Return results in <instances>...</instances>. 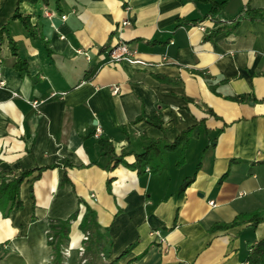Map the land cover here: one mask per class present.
<instances>
[{"label":"crops","instance_id":"obj_1","mask_svg":"<svg viewBox=\"0 0 264 264\" xmlns=\"http://www.w3.org/2000/svg\"><path fill=\"white\" fill-rule=\"evenodd\" d=\"M16 10L44 41L10 20ZM8 22L28 72L14 67L4 35L0 171L69 166L34 171L22 207L0 210V264H93L86 205L107 229L99 264H247L264 239V221L247 219L264 212V0H0V29ZM121 41L135 53L113 62ZM155 115L163 131L142 119ZM188 128L184 164L176 151L160 173L130 168L151 140ZM100 139L125 162L109 170ZM75 213L56 257L50 222Z\"/></svg>","mask_w":264,"mask_h":264},{"label":"trees","instance_id":"obj_2","mask_svg":"<svg viewBox=\"0 0 264 264\" xmlns=\"http://www.w3.org/2000/svg\"><path fill=\"white\" fill-rule=\"evenodd\" d=\"M56 3L58 4V2ZM245 16H248L251 19L261 18L262 11L247 9L245 12ZM16 19L21 22V24L33 38L44 41V38L41 36L40 30L37 27L32 26L30 17L24 16L19 12V10H16L10 20ZM8 25L9 22L2 26V28L0 29V50L1 42L4 38V35H6L9 41L11 53L15 59L14 67L23 75L28 72V63L26 59L20 56L19 42L15 40L10 34ZM219 30L220 28L214 30L213 34L218 32ZM235 99L242 102L249 100L244 96L236 97ZM142 119L145 120L148 124L163 131L162 122L158 115H155L152 119L142 116ZM192 133L193 129L188 128L183 130L174 141H168L164 137L158 140H151L141 153L136 154L134 163L129 165L130 168L136 170L139 175H143L147 172L160 173L168 166L169 154L176 151L179 152V156L176 160L175 165L177 167L181 166L185 162V151L190 144ZM99 145L101 147V152L103 155L111 156V164L108 166L109 170H113L116 166L125 162L124 158L126 156V153L121 152L120 154H116L113 144L110 141L106 139H100ZM61 165L66 167L69 166L68 162L61 160L47 167L23 170L20 174H16L15 172L0 171V210L3 217H8L10 212L14 208L19 209L22 207V201L20 199V187L27 177L32 175L36 170L40 174L42 171L48 168H56ZM64 180H67V174L64 175ZM192 181L193 177L188 178L183 182L178 194L180 197L184 194L185 189L190 185ZM219 183H221V181ZM77 216L78 213H75L66 220H51V244L54 247L56 257H61V255L63 254V247L69 239L70 224L77 218ZM247 219L248 221L254 222V226H256L258 223L264 221V212L253 213L249 215ZM245 221L246 219L242 216L238 217L232 223L219 225L216 226V228L232 227L242 224ZM80 229L84 233L88 234L85 253L91 256L93 264H99L101 262L100 254L102 251V247L107 239V229L101 230L100 225L97 221L96 211L89 205H86V211L81 220ZM133 247L134 244L128 246L124 250L122 255L128 253ZM113 263L114 262L108 264ZM247 264H264V239L257 241L252 246L251 253L247 258Z\"/></svg>","mask_w":264,"mask_h":264},{"label":"built area","instance_id":"obj_3","mask_svg":"<svg viewBox=\"0 0 264 264\" xmlns=\"http://www.w3.org/2000/svg\"><path fill=\"white\" fill-rule=\"evenodd\" d=\"M45 13L48 16L50 15L48 11H46ZM61 17L62 19H66V15H62ZM124 24H127V22H124ZM199 29H201L202 31L205 30L203 26H199ZM134 53L135 51H133L130 48V46L126 42H123V41L119 42L116 46L112 47L109 50V55H110L111 61L113 62L125 61L129 59ZM99 133H100V129H98L96 136H98ZM87 238H88L87 235L84 236V240H86Z\"/></svg>","mask_w":264,"mask_h":264}]
</instances>
